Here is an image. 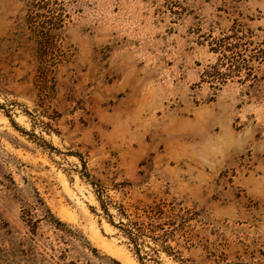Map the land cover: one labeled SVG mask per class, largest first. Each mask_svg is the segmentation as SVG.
<instances>
[{
	"label": "rangeland",
	"instance_id": "rangeland-1",
	"mask_svg": "<svg viewBox=\"0 0 264 264\" xmlns=\"http://www.w3.org/2000/svg\"><path fill=\"white\" fill-rule=\"evenodd\" d=\"M0 264H264V0H0Z\"/></svg>",
	"mask_w": 264,
	"mask_h": 264
}]
</instances>
